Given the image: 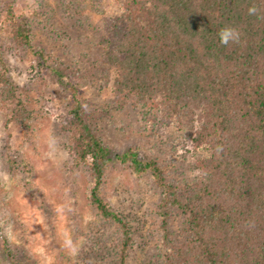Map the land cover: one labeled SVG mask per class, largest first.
I'll return each instance as SVG.
<instances>
[{
	"label": "trees",
	"instance_id": "trees-1",
	"mask_svg": "<svg viewBox=\"0 0 264 264\" xmlns=\"http://www.w3.org/2000/svg\"><path fill=\"white\" fill-rule=\"evenodd\" d=\"M119 1L122 12L95 41L116 69L112 92L120 105L131 104L141 117L159 113L192 138L209 172L202 180L173 182V164L143 157L136 147L113 152L91 123L100 108L75 100L60 126L73 165L86 175L99 231L106 233L97 243L111 235L115 264H129L134 224L102 195L108 166L117 162L136 177H149L160 192L154 234L162 264H264V0ZM18 2L0 0V15L16 45L33 47V27L45 24V11L17 15ZM64 7L67 14L73 10L68 2ZM224 29L238 38L222 44ZM0 65L7 120L26 124V100L6 62L0 59ZM98 69L83 58L72 66L57 64L53 74L75 87L101 81ZM8 155L3 164L10 170ZM6 252L12 264H31Z\"/></svg>",
	"mask_w": 264,
	"mask_h": 264
},
{
	"label": "rangeland",
	"instance_id": "rangeland-1",
	"mask_svg": "<svg viewBox=\"0 0 264 264\" xmlns=\"http://www.w3.org/2000/svg\"><path fill=\"white\" fill-rule=\"evenodd\" d=\"M67 2L73 6L70 14ZM37 9L45 11V24L33 27V47L16 45L0 15V59L31 114L28 123L12 124L0 101V264H12L6 247L31 264H115L114 238L107 235L106 242L97 243L106 233L99 231L87 202L86 175L73 165L60 126L75 100L100 108L91 123L113 152L136 147L143 157L173 164V182L202 180L209 166L192 138L170 121L152 112L141 117L112 92L116 69L95 41L122 12L119 0H19L16 13L27 16ZM83 58L99 64L101 81L73 87L54 76L57 64L72 66ZM7 154L14 164L10 170L3 164ZM102 195L134 224L129 264H162L154 234L160 192L151 179L114 162Z\"/></svg>",
	"mask_w": 264,
	"mask_h": 264
},
{
	"label": "clouds",
	"instance_id": "clouds-1",
	"mask_svg": "<svg viewBox=\"0 0 264 264\" xmlns=\"http://www.w3.org/2000/svg\"><path fill=\"white\" fill-rule=\"evenodd\" d=\"M250 13H254L256 11L255 8L249 9ZM220 42L222 44H227L229 40H235L238 38V34L232 29H224L220 32Z\"/></svg>",
	"mask_w": 264,
	"mask_h": 264
}]
</instances>
